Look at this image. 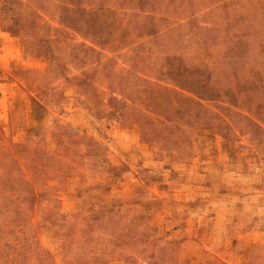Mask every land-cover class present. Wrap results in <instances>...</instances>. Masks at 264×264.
<instances>
[{"label": "rangeland", "instance_id": "1", "mask_svg": "<svg viewBox=\"0 0 264 264\" xmlns=\"http://www.w3.org/2000/svg\"><path fill=\"white\" fill-rule=\"evenodd\" d=\"M1 32L20 58L0 57V157L57 161L22 233L36 248L0 264H264V0H0Z\"/></svg>", "mask_w": 264, "mask_h": 264}, {"label": "trees", "instance_id": "2", "mask_svg": "<svg viewBox=\"0 0 264 264\" xmlns=\"http://www.w3.org/2000/svg\"><path fill=\"white\" fill-rule=\"evenodd\" d=\"M71 8L73 7H67L65 10L67 12H72L73 9ZM34 13L36 14V17H41L39 13L37 14L35 11ZM19 23L20 18H17L15 24L9 27V32L14 35H22V29L25 25ZM65 23L66 22H64L61 17L59 24L67 27ZM68 28L74 33H77L76 29L71 27ZM143 28L148 29V35H155L158 32L154 24H151L150 26L145 25ZM43 41V39H40V42ZM53 42L58 43L59 39L56 38ZM80 46L84 48L81 49L84 55L87 54V56H84L85 58L93 53H97V50L92 45L89 46L85 43H81ZM72 48H76V45H73ZM46 53L50 52L40 48L39 50L34 51L33 55H44L47 58V61H51V64L52 61L55 62L56 65L59 64L60 56L58 54L47 57ZM76 59L77 56H75V60ZM128 82V79L123 76L118 80L117 84L124 85ZM181 89L184 90V88ZM116 99V97L112 96L109 98L108 102L112 103L113 100ZM32 100L33 103H37L35 97H33ZM120 102L122 101L120 100ZM197 106L202 107V104H198ZM165 114L166 111L164 116ZM237 114L246 119H250L251 121V117L246 115L242 110ZM163 118L166 120L162 121L161 124L166 125V123H170L177 129H182V127L186 125V122H182L179 119H173L166 116ZM251 122L255 128H260L258 123ZM190 123L191 119L189 118L188 124L191 125ZM250 135H252V139L257 142L264 141V134ZM223 136L226 140L230 139V136L227 134H224ZM187 137H189L187 134H152L153 140H156L157 142L163 141L167 144V147H178L186 142V139H188ZM55 161H57V158L54 157L53 153L49 150H46L45 147L38 144L31 145L29 142L24 143L21 146H15V148L9 153L0 157V256L2 258L5 256V261L7 262L12 261V258L10 257H12L11 255L14 251L23 249L33 252L30 249L33 248L35 243L30 237L22 235V233L24 232L23 230H25L24 228L29 221L30 213L33 212L34 207L42 202L48 195L47 190L42 186L43 180L46 176L47 167H50L51 165L53 166ZM31 231H34V229H31ZM31 237L34 238V235L31 234ZM13 240L16 242H13ZM12 242L15 243V245L12 244ZM37 256L36 263L45 264V261L40 257V252ZM20 264L26 263L21 259Z\"/></svg>", "mask_w": 264, "mask_h": 264}, {"label": "crops", "instance_id": "3", "mask_svg": "<svg viewBox=\"0 0 264 264\" xmlns=\"http://www.w3.org/2000/svg\"><path fill=\"white\" fill-rule=\"evenodd\" d=\"M0 37H1L0 57L2 63L1 66L3 67L9 64L12 60L19 59L20 54H16V52H18L17 49L11 45L12 44L11 36L7 35V33L5 32H1ZM1 89H3V87ZM3 98H1L2 104L4 103Z\"/></svg>", "mask_w": 264, "mask_h": 264}]
</instances>
